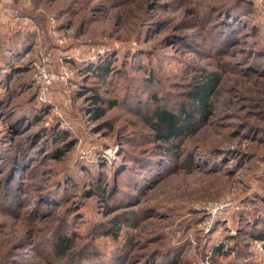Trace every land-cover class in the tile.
I'll return each mask as SVG.
<instances>
[{
	"label": "rangeland",
	"instance_id": "1",
	"mask_svg": "<svg viewBox=\"0 0 264 264\" xmlns=\"http://www.w3.org/2000/svg\"><path fill=\"white\" fill-rule=\"evenodd\" d=\"M241 2L249 12L231 15ZM97 62L109 63L103 82L87 72ZM38 67L68 73L42 101ZM207 71L220 80L207 121L181 142L185 163L135 196L110 165L161 158L146 138L147 108L164 92L183 101ZM89 87L118 101L95 121ZM131 92L141 103L133 109L124 106ZM57 130L70 148L58 160L50 156ZM27 152L35 155L18 164ZM110 181L138 199L108 212L95 190ZM69 186L70 197L57 192L62 198L39 208L46 192ZM63 218L73 225L68 253L97 240L110 255L104 263L126 245L121 264L169 247L179 248L171 264H264V240L251 237L252 227L264 232V0H0V264H74L51 256L49 236L62 233ZM101 221L121 225L115 240L93 232Z\"/></svg>",
	"mask_w": 264,
	"mask_h": 264
},
{
	"label": "trees",
	"instance_id": "2",
	"mask_svg": "<svg viewBox=\"0 0 264 264\" xmlns=\"http://www.w3.org/2000/svg\"><path fill=\"white\" fill-rule=\"evenodd\" d=\"M249 5L250 3L244 4L242 2L240 4H235L232 9L228 10V12H230L231 15L239 16V11L236 12L235 10L242 9L244 12H249ZM233 30V27H231L228 28L226 31L231 32ZM140 66L141 67L137 69H142L143 66ZM87 72H89L91 76H95L97 79L103 82L110 76L109 63L97 62L95 64H92L87 69ZM150 75L146 79V81L149 80V82H152L154 81V78L152 76L153 73H151ZM219 80L220 77L217 73L207 71L201 73L195 83H190L187 86V88L184 90L183 101L181 99H177L175 101V99H172L171 94L165 92L163 93L165 96L156 98L153 97L154 104L147 108L149 110V115L144 117L143 120L149 130V134L146 135V138L153 142V147L156 148L154 150L157 152H161L163 154L162 157L154 158L151 156L152 154L148 153L143 155H129L124 159V161L126 162L122 163L120 166L115 165L113 163L110 165V176H114V174L125 173L128 179L130 180V183L135 186L136 196L137 194L141 193V190L143 188L148 187L151 183L156 181L161 175V173H166L168 169V171H171L176 166L180 167L181 165H183L185 163V159H181L183 153L182 149L180 148L181 142L187 137L189 133L195 131L201 126V124L207 121L208 117L212 112L213 95L219 84ZM88 92H92L89 95L91 104L90 118L94 121L101 119L105 115V112L108 109L116 106L118 102L115 99L110 100L104 97L103 93L98 91V88L96 89L95 87H89L86 89L85 93ZM136 95H134V93L132 92L130 95H126V98L128 97L130 104H127V102H125L124 106L130 109L140 106L141 103H139V101L135 97ZM35 111L36 109H33L32 112L35 113ZM32 112L30 114H33ZM34 119L39 120V117H36L35 115ZM54 133L56 134L52 136L54 138L53 141L58 142L60 146L54 147L52 152H50V156L53 159L58 160L70 148L69 144L65 143L66 137L61 136L58 130L54 131ZM60 140H62L63 143H60ZM46 141L47 139H45V142L40 145L46 147L48 144ZM34 155L35 154L33 152L24 153L22 156H20L19 159H17V162L18 164H24L28 162L26 161L27 159L33 158ZM122 156L125 157V155ZM129 160H133L136 163V166L139 168L137 172L140 176L133 174L131 168L129 167V165H127L130 164L128 163L130 162ZM17 171L18 170L13 173L14 177L18 175L16 174ZM133 171L136 172L135 170ZM106 182L107 181H105L104 179V181H102V184L104 185ZM107 187L109 188L108 191L107 189L95 190L93 188L92 190H95L98 196H100L102 200L101 205L103 207H106L108 212L113 209H116L122 204H127L130 201H136L138 199V197H135L134 194L128 195V193L123 192V190L116 191V189L112 186L111 181L109 185L106 186V188ZM96 188L100 189L99 185H97ZM71 189H73V186L67 187L66 190L63 192L59 191V189L57 191L54 189V192H46V195H43L44 197H41L39 208L42 209L44 207L51 206L50 204L55 203L56 200H58L59 198L70 197V194H72V191L71 193H69ZM10 190H14L13 187L10 188ZM57 192H60V195L62 197L56 194ZM117 193L121 194V196L115 198V195H117ZM1 195L4 198L3 201L9 200V194L7 193V191H2ZM122 196H125V199H122ZM77 211H79V209H77ZM64 223L65 219L63 218L61 225L57 227V230H60L62 233H59L57 236H49V238L57 242V244L52 242L51 256L53 257V259L61 260L64 258H68L71 263L74 264H94L96 263V259H100L102 262L103 260H108V257H110L108 251L101 250L100 242L97 240L95 241L96 248L94 249L84 246L79 250H74L68 253L71 247L72 235L66 232H68L69 226L73 225H71L70 222H68L69 225H65ZM120 227L121 225L119 224L114 229H112L111 225H108L107 221H101L99 224L96 225V230H93V232L95 234H100L101 237L111 236L113 240L114 238L118 237ZM50 234H52V232H50ZM251 237L255 238V241L264 240V232H261L260 229H255L254 227H252ZM215 249L216 253H219L220 247L217 246ZM166 250L167 249H165V251H163L164 253L162 254H151V256H148L146 259L141 261L142 264H171L172 262L175 263V260L177 259L176 251H178L179 248L175 250V248L169 247L167 252ZM127 252L128 251L126 250V245H122L110 261H108L107 263H103L121 264L123 259H125L124 257H126Z\"/></svg>",
	"mask_w": 264,
	"mask_h": 264
},
{
	"label": "built area",
	"instance_id": "3",
	"mask_svg": "<svg viewBox=\"0 0 264 264\" xmlns=\"http://www.w3.org/2000/svg\"><path fill=\"white\" fill-rule=\"evenodd\" d=\"M92 51H94V48H92ZM36 72L37 73L35 74L34 78H35V84L38 85V90H39L38 100H40V101L46 99L48 91H49V86L54 81H59V80L65 81V79L68 76L67 71H65L64 73L60 72V73L55 74L53 72H47V70H45L44 67H38ZM222 206L223 205H220V208H222ZM217 208H219V207H217ZM214 209H211V210L214 211ZM262 243H263V241H260L258 243L259 249H262Z\"/></svg>",
	"mask_w": 264,
	"mask_h": 264
}]
</instances>
